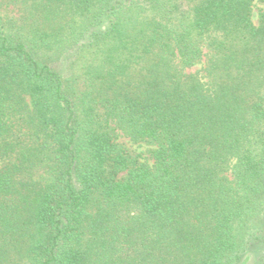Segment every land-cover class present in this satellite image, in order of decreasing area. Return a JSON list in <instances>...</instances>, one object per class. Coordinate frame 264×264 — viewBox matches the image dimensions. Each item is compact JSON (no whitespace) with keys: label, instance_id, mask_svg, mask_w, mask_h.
I'll list each match as a JSON object with an SVG mask.
<instances>
[{"label":"trees","instance_id":"16d2710c","mask_svg":"<svg viewBox=\"0 0 264 264\" xmlns=\"http://www.w3.org/2000/svg\"><path fill=\"white\" fill-rule=\"evenodd\" d=\"M258 3L0 0V264H264Z\"/></svg>","mask_w":264,"mask_h":264},{"label":"rangeland","instance_id":"374dc122","mask_svg":"<svg viewBox=\"0 0 264 264\" xmlns=\"http://www.w3.org/2000/svg\"><path fill=\"white\" fill-rule=\"evenodd\" d=\"M260 10H264V4L258 3L254 10V20L257 21L258 14ZM121 142L125 143L129 148L135 151L137 154L141 155L142 160L150 159V151L154 148L153 146L140 143V144H133L127 138H121ZM239 264H254V260L252 256H248L247 258L243 259Z\"/></svg>","mask_w":264,"mask_h":264}]
</instances>
